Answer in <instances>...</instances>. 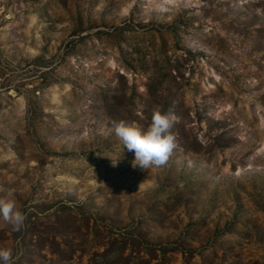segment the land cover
Instances as JSON below:
<instances>
[{"label":"rangeland","instance_id":"1","mask_svg":"<svg viewBox=\"0 0 264 264\" xmlns=\"http://www.w3.org/2000/svg\"><path fill=\"white\" fill-rule=\"evenodd\" d=\"M156 109L141 169L113 122ZM9 193L13 264H264V0H0Z\"/></svg>","mask_w":264,"mask_h":264},{"label":"clouds","instance_id":"2","mask_svg":"<svg viewBox=\"0 0 264 264\" xmlns=\"http://www.w3.org/2000/svg\"><path fill=\"white\" fill-rule=\"evenodd\" d=\"M174 117L169 113L154 110L150 126L143 130L135 123L113 122L116 137L123 147L134 152V166L149 169L151 166L164 165L177 147L176 138L169 133ZM115 166V162L113 163ZM0 220L11 225L13 231H19L25 224L26 216L19 210L15 199L9 193L0 197ZM0 264H13L11 249L0 248Z\"/></svg>","mask_w":264,"mask_h":264}]
</instances>
